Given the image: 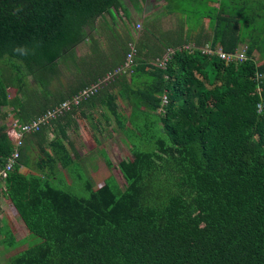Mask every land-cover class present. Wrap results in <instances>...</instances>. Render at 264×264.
<instances>
[{"label": "trees", "instance_id": "trees-1", "mask_svg": "<svg viewBox=\"0 0 264 264\" xmlns=\"http://www.w3.org/2000/svg\"><path fill=\"white\" fill-rule=\"evenodd\" d=\"M127 1L138 9L146 0ZM165 1L176 25L147 21L136 38L126 0H0V168L14 149L9 121L56 108L125 64L130 43L137 49L129 76L119 73L25 137L18 163L0 180V202L38 242L10 264H264V0ZM96 32L110 37L108 49ZM86 41L91 56L75 62ZM187 44L226 52L246 44L247 56L227 62ZM170 48L166 67L157 66ZM72 56L80 72L74 83L69 76L65 95L51 83L58 60ZM98 105L114 116L132 157L117 165L123 186L112 175L95 187L88 176L90 194L81 197L53 181L82 164L68 128L101 143L86 121ZM16 243L4 213L0 253Z\"/></svg>", "mask_w": 264, "mask_h": 264}, {"label": "rangeland", "instance_id": "rangeland-1", "mask_svg": "<svg viewBox=\"0 0 264 264\" xmlns=\"http://www.w3.org/2000/svg\"><path fill=\"white\" fill-rule=\"evenodd\" d=\"M155 1H160V0H150L145 9V11L151 15L156 14L157 13L156 11H158V10H154V7L156 5ZM176 1L178 2L179 0ZM126 3L128 8L131 10L133 14L132 16L135 25L133 32L135 37L137 38L144 27V20L139 15L140 13L137 12L138 10L135 9V7L129 1L126 0ZM162 7L165 8L164 5ZM176 21L177 19L174 16L172 17L168 16L162 21L161 24H163L164 28H168V27L170 28V26L174 27V25H176ZM117 23L120 26H123V21L121 19H118ZM138 23H141V27H138ZM132 28L133 25H131V29ZM96 35L102 41V48L108 49L109 42L111 43V39L108 40V38L110 37H106L105 35H102L99 32L98 33L96 32ZM107 40H108V45L106 44ZM89 45H90L89 42L86 41L83 42L76 49L77 59L75 62H78L79 57L81 56H88V57L91 56ZM242 46L243 44H241L238 48H241ZM75 62L72 56V59L67 60L66 67L64 63H61V65L58 66V68L61 69L62 78L58 76L57 79L59 80V83L62 80L61 82L62 86H65L66 83L67 84L69 83L67 80L70 79L69 77L70 70L76 69L77 71L80 72V68L76 67ZM155 64L159 66L157 61L155 62ZM77 76L78 74L75 75V77ZM136 80L139 81L140 83L142 82V78H138ZM57 83L58 82L56 79L52 81L51 88L53 90L60 89ZM137 86H143V85L140 84ZM120 101L122 107H124L126 110L130 109L131 105L128 103V101L122 98L120 99ZM103 111L108 112V114L110 115L109 119L106 118L107 116L103 113ZM87 112L88 114H90V118L86 119L87 124L91 129L92 133L94 135L96 134L97 138H100L101 143L97 144L95 141L92 143L90 140H85L84 136L80 131L78 130L73 131V129L68 128L66 132L72 134V136L75 138L76 145L78 147V155H79L78 159H80V162L82 164H76L77 166L74 169L68 168L65 169V171L63 170L61 165L58 164L57 168L63 171L60 172L57 178L54 179L53 181L54 185L58 186L59 188L74 191L75 194L81 197H88L90 194L85 187L86 180L89 179V177L94 183L95 187H98L106 182H109V179H113L112 175H114L116 179L119 181V183L123 186L124 179L117 165L121 159L132 157L130 146L126 139V135L119 130L115 118L112 114H110V111L106 108H101V106L98 105L95 107L94 111L88 108ZM90 119H93L92 121L93 124L91 123ZM109 120L111 121L110 123L108 122ZM54 135H55L54 132L49 131L48 139H52ZM60 135L62 136V134ZM62 138L64 137L62 136ZM101 150L106 151V153H108L110 160H112L113 162V165L111 167L107 165V161L105 160V157L102 155ZM35 154L36 153H34V155ZM79 174H81L82 176H80ZM1 200L2 201L0 202V222L3 219L4 213H6L7 215H9L11 221L16 227L17 243L13 246L8 247L7 248L8 251H5L4 253H0V264H10L9 261L11 256H14V254H17L25 250L26 248L30 247L31 245L35 244L36 242H38V238L36 236L27 238L28 230L25 227L22 219L19 217V215H16L15 213L12 212L8 203L4 199ZM0 249H2V247Z\"/></svg>", "mask_w": 264, "mask_h": 264}, {"label": "built area", "instance_id": "built-area-1", "mask_svg": "<svg viewBox=\"0 0 264 264\" xmlns=\"http://www.w3.org/2000/svg\"><path fill=\"white\" fill-rule=\"evenodd\" d=\"M138 27H141V23H138ZM130 51L127 54L125 64L119 66L113 71L107 73L103 78L99 79L97 82L87 86L82 89L79 93L63 101L54 109H50L46 111L43 115L31 119L30 121L20 123L17 120H12L10 125H12L15 129L13 135V144L14 149L11 155L8 157L7 162L4 167L0 168V180L4 181L8 176V173L14 168L15 164L18 163L21 148L24 144V139L27 135L36 133L40 131L44 126H49L52 124V120L63 116L66 112L70 111L73 105H80L83 101L89 99L91 96L95 95L104 85H106L109 81L113 80L119 73H128L132 71V66L135 64V55L137 52L136 46L134 43H130ZM185 49H196L199 50L203 54H218L221 59H224L227 62H241L246 59V51L247 45L244 44L241 48L236 49L234 52H226L225 50L219 48L214 49L210 46V44H206L204 46H196L195 44H187L185 45ZM174 52L173 48L167 50L166 55L163 58L157 59V62L160 67H166L168 58L170 54ZM168 103L167 95L163 96L162 104L166 105ZM260 110H263L264 104H258Z\"/></svg>", "mask_w": 264, "mask_h": 264}, {"label": "crops", "instance_id": "crops-1", "mask_svg": "<svg viewBox=\"0 0 264 264\" xmlns=\"http://www.w3.org/2000/svg\"><path fill=\"white\" fill-rule=\"evenodd\" d=\"M149 1L150 0H146L145 2H142L141 3V5H140V8H135V9H137L138 11V13H140L139 15L143 18V20H144V23L145 22H150V25H151V27L153 28V27H156V28H158V29H168V28H164V26H163V24H161L162 23V21L166 18V17H168V16H170V17H172L173 15H171V14H164V12H165V8H163L162 6L165 4V1H163V0H160V1H155V7H154V10H158V11H156L157 13L156 14H149V13H147L146 11H145V9H146V6H147V4L149 3ZM159 8H160V10H159ZM131 11V10H130ZM132 13V12H131ZM133 15V14H132ZM163 19V20H162ZM175 26V25H174ZM171 27H173V26H170V28ZM64 60V61H63ZM68 60H70V59H68ZM61 63H64L65 64V67L67 66V59L65 60V59H59L58 60V66H60L61 65ZM69 67V66H68ZM57 72H58V76H60V78H62V76H61V69H59L58 68V70H57ZM76 72H77V70L76 69H74V70H70V75L69 76H72V80H73V82H71V83H74V82H76L77 81V79H78V77H79V74H78V76L77 77H75V75H76ZM83 74V73H82ZM82 76V75H81ZM58 77H56L55 76V78L54 79H56L57 80V84H58V87L60 88V90L61 91H64V93H65V95L67 94H69V92L71 91V88L70 87H67V83L65 84V87L64 86H62V84H61V82H62V80H61V82L59 83V80L57 79ZM70 83V82H69ZM72 86V85H71ZM12 121V120H11ZM11 121H9V123L11 122ZM72 129V128H71ZM74 131V130H73ZM68 135L70 136V138L74 141V143H75V146H76V150L78 151V147H77V145H76V140H75V138L72 136V134H69L68 133ZM3 218H4V216H3Z\"/></svg>", "mask_w": 264, "mask_h": 264}]
</instances>
